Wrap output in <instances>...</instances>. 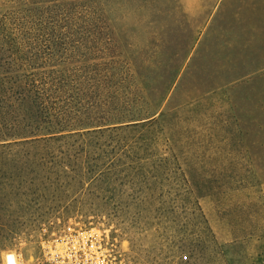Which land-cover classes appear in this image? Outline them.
Wrapping results in <instances>:
<instances>
[{
    "label": "rangeland",
    "instance_id": "obj_1",
    "mask_svg": "<svg viewBox=\"0 0 264 264\" xmlns=\"http://www.w3.org/2000/svg\"><path fill=\"white\" fill-rule=\"evenodd\" d=\"M15 53L137 70L127 119L169 89L85 181H32L0 147V264L52 262L68 225L70 264H264V0H0L1 64Z\"/></svg>",
    "mask_w": 264,
    "mask_h": 264
},
{
    "label": "trees",
    "instance_id": "obj_2",
    "mask_svg": "<svg viewBox=\"0 0 264 264\" xmlns=\"http://www.w3.org/2000/svg\"><path fill=\"white\" fill-rule=\"evenodd\" d=\"M6 57L7 65L1 64L4 57L0 61V147L12 150L17 167L29 168L32 181L71 174L81 181L90 179L88 165L95 155L101 160L109 145L100 139L140 127L151 132L163 115L169 87L158 101H144V117L127 119L123 114L127 81L138 79L136 87L146 91L137 70L118 71L108 60L85 58L73 65L72 58L62 54Z\"/></svg>",
    "mask_w": 264,
    "mask_h": 264
},
{
    "label": "built area",
    "instance_id": "obj_3",
    "mask_svg": "<svg viewBox=\"0 0 264 264\" xmlns=\"http://www.w3.org/2000/svg\"><path fill=\"white\" fill-rule=\"evenodd\" d=\"M66 228L67 229L64 231V234H62L59 237V238H61V241L59 243L63 244L62 246L64 248L58 249V246H56L54 248L51 245L47 246L46 242H48V241L45 240L43 242L44 248H47V247L50 248L48 252L50 253L51 256H50V258H48V261L49 260H53V261L50 263L44 262V263H38V264H70L73 260H76L75 256H76V253L79 251V249L72 250V251H70L69 249L76 247V245H77L76 244V237L81 235L80 231H79L80 229L76 228L73 225H68ZM42 229L44 231H47V229L45 227H43ZM53 233L55 234V232H53ZM87 233H90V236H93V234L91 232H87ZM92 246H93V243L90 244V247H92ZM78 247L80 248L81 245ZM14 258L16 261L15 264H26L22 253L15 254Z\"/></svg>",
    "mask_w": 264,
    "mask_h": 264
}]
</instances>
